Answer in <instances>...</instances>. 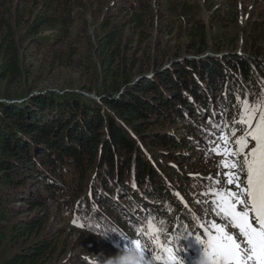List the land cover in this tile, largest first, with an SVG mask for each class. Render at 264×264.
Instances as JSON below:
<instances>
[{
  "label": "trees",
  "instance_id": "obj_1",
  "mask_svg": "<svg viewBox=\"0 0 264 264\" xmlns=\"http://www.w3.org/2000/svg\"><path fill=\"white\" fill-rule=\"evenodd\" d=\"M82 1L34 0L22 17L18 1L0 0V245L10 236L21 247L5 264H48L59 250L57 233L67 228L79 234L75 246L82 252L62 264H96L92 255L110 264L113 252L133 248L132 241L152 251L149 216L165 229L162 244L171 238L175 251L188 241L200 244L195 236L206 238L199 226L191 229L185 209L193 203L211 219L208 206L189 200L188 189L207 184L204 177L213 172L196 148L206 151L222 134L233 140L234 127L242 133L245 125L234 123L237 94L264 95V19H249L242 28L238 0L235 8L225 0L219 9L116 0L106 13L107 0ZM70 3L81 4L94 21L88 56L100 79L96 97L74 91L17 96L12 87L31 77L26 48H40L47 28L65 32L75 20L63 8ZM213 9L207 25L202 12ZM111 11L120 14L117 21ZM78 16L88 34L86 14ZM50 221L67 227L49 228L53 235L42 237ZM109 243L118 245L104 247Z\"/></svg>",
  "mask_w": 264,
  "mask_h": 264
},
{
  "label": "rangeland",
  "instance_id": "obj_2",
  "mask_svg": "<svg viewBox=\"0 0 264 264\" xmlns=\"http://www.w3.org/2000/svg\"><path fill=\"white\" fill-rule=\"evenodd\" d=\"M18 1V12L22 17H26L27 12L30 11L31 3L34 0H16ZM41 1V0H40ZM106 1V0H105ZM108 6L105 4L104 8L101 9L103 13H106L108 11L109 7L115 3L116 0H107ZM151 1V0H150ZM163 1V4H167L168 2H173L178 4L181 1H188L193 6L196 2L198 4L205 6V4L209 3L212 4V7L214 9H219L222 6H224L225 0H152L153 3H160ZM238 9L241 11V16H244V19H240L241 27H245V23L247 20H263L264 19V0H238ZM7 5L9 6L10 3ZM82 3L88 5L90 3L89 0H83ZM229 5L232 7L235 6V0H228ZM157 4H154L156 6ZM233 6V8H235ZM64 9L72 11V17L75 18V20L71 23H69V26L65 30L63 34L59 32L58 27H50L45 29V31L41 34L43 37L42 46L39 48L36 45H30L29 50L26 48L27 56L24 57L25 64L30 67L31 70V77L26 83H17L12 87V92L17 93V96H20L25 91H28V94L32 93L30 97L40 95L42 93H46L48 91H55L58 93H64L67 91H74V92H85L90 93L89 95L95 96L96 90L100 84V79L97 75V72L94 70L95 67H93L92 60H89V47H88V37H94V30L95 26H93L94 21L92 20V17L88 12H86L85 7L81 6V4H64ZM4 9V8H3ZM204 11L202 12V19L205 21V23L208 25L210 22V17L212 12L214 11ZM228 10V7H227ZM230 10V8H229ZM232 11V10H231ZM230 11V12H231ZM64 16L67 15L66 11L60 12ZM79 13L83 14L87 17V20L91 23V25L88 26V34H85L82 29V20L79 18ZM112 16H115V21L119 18V13L116 11H111L110 13ZM230 23L233 19L232 15H229ZM231 25H233L231 23ZM234 28H230L229 30H233ZM167 38V37H166ZM94 39V38H93ZM95 40V39H94ZM27 47V46H26ZM25 55V54H24ZM94 62L96 61V58L93 59ZM54 64L53 67L50 65ZM5 84V83H4ZM4 86V85H2ZM92 90V91H91ZM0 94H4V92H1ZM96 97V96H95ZM93 98V97H92ZM245 99L250 100L251 102H255L256 100L250 99L249 97L243 98L238 100L237 105L235 106L236 109H239L238 111V118L237 121H239L240 113L242 110L243 101ZM237 111V110H236ZM259 116V113H257V117ZM255 123V121H253ZM246 127V125H245ZM241 134H236L233 138V140L227 139V142H225L224 135H220L217 137H213L210 139L208 148L206 151L203 150L201 146H197V152L202 155L203 154V166L210 169L213 173L207 174L204 179H207L209 177L217 178L223 181V187L225 189L229 188L230 186L227 185L226 179L223 177V173L226 171V169L223 167V164L221 163L223 160L226 159L224 156V150L225 149H232L235 150L237 147L234 143L235 139L239 137ZM254 146V141L249 140L248 148L245 149V151H249ZM219 148L220 153L219 155L215 154V150ZM198 154V155H199ZM242 159V157H241ZM241 179H245V175L242 174ZM208 180V179H207ZM192 183V182H191ZM209 183V182H208ZM207 183V184H208ZM205 184V185H207ZM191 187L189 190V200L190 201H197L204 206H208V201L213 199L211 194L209 195H203L207 189L206 187H202V185H198V183H192L189 184ZM187 185V187H189ZM233 190L234 187H233ZM185 193V192H184ZM182 203L187 201L186 197L181 193L180 195ZM11 205V203H10ZM14 207H20L21 203L13 204ZM160 208L164 209V206L161 205ZM208 209V208H206ZM189 212L188 214L192 216V220L194 222V225L191 227V229H194L195 226H199V229L204 233V228L201 227L202 224H208L210 221L206 218V215L203 214V212L198 208V206H195L193 203H191V207L187 206L185 209V213ZM193 213V215H192ZM209 218L211 221L215 220L216 223L223 224L225 223L224 220H222L219 217H216L214 214L210 213L208 211ZM138 213L135 212V215ZM212 214V215H211ZM194 217H197L199 219H194ZM51 222V221H50ZM48 223L47 228L45 229V232H43L42 237H51L53 233L57 229H61L63 227H67L66 224L59 225L57 221H54L53 223ZM199 223V224H198ZM49 228H54V232H50ZM229 231L236 232V229L229 228ZM59 236L58 240V246L59 250L55 253L56 258L53 260H50L48 264H62L66 261L67 257L69 255H75V253H81L82 249L81 247H76L75 243L79 239V234L76 232H73L70 228H67L64 233H57ZM51 235V236H50ZM61 235V236H60ZM10 236H6L3 239V243L0 245V264H5L8 259L12 257L16 252L20 250L21 247H15L13 244L9 242ZM140 243V241H138ZM86 241L83 246H90V243ZM167 242H165L166 244ZM63 244L66 245V252H62ZM160 244L164 246L165 244H162V240L160 239ZM118 244H108L104 247H107L110 249L111 247H115ZM156 245V244H155ZM167 245V244H166ZM165 245V246H166ZM181 244H179L180 246ZM139 246L142 248V244H139ZM160 247H157L155 250H146V256L148 260H150L151 255L157 256L159 254ZM188 249H194L196 254H192L191 251ZM127 248H123L121 250L117 249V251L113 252V255L109 258V261H112L116 256L119 254L127 251ZM180 253H176L177 256V262L176 264H209V261L206 257H203V245L192 243V241L187 242V246L181 245L180 246ZM62 253V254H61ZM57 255H59V261L57 260ZM189 255H192L189 257ZM195 255V256H194ZM89 257V256H88ZM92 259L95 260V263L98 264L101 259H98L96 255L90 256ZM69 258V257H68ZM186 258V260H184ZM163 262V261H162ZM163 264V263H162Z\"/></svg>",
  "mask_w": 264,
  "mask_h": 264
},
{
  "label": "snow or ice",
  "instance_id": "obj_3",
  "mask_svg": "<svg viewBox=\"0 0 264 264\" xmlns=\"http://www.w3.org/2000/svg\"><path fill=\"white\" fill-rule=\"evenodd\" d=\"M237 99L240 100L239 94ZM234 123L246 127L241 129L242 135L234 141L235 150L225 149L223 153L226 157L221 162L226 169L223 177L230 187L225 189L223 181L213 177L207 178V185H202L207 189L202 194L213 197L207 202V210L225 223L213 220L202 224L206 240H201L199 236H195V240L203 245V257L208 259L209 264H264V95L255 102L245 99L239 121ZM214 127L220 128V125ZM237 130L232 128L231 135L235 136ZM224 139L227 142L226 136ZM249 140L254 141V146L245 151ZM215 154H221L219 148ZM242 174L245 175L244 180L241 179ZM73 223L76 224L75 221ZM146 223L149 238L165 254L151 255L149 261L163 260V264H176L178 250L160 244V233L165 229L158 227L151 216ZM163 224L164 221H160V225ZM229 228L237 231H229ZM121 238L127 239L123 234ZM131 243L140 247L138 241ZM140 250L146 259V252L141 247Z\"/></svg>",
  "mask_w": 264,
  "mask_h": 264
},
{
  "label": "clouds",
  "instance_id": "obj_4",
  "mask_svg": "<svg viewBox=\"0 0 264 264\" xmlns=\"http://www.w3.org/2000/svg\"><path fill=\"white\" fill-rule=\"evenodd\" d=\"M110 264H153V262L145 259L140 247L134 246L116 256Z\"/></svg>",
  "mask_w": 264,
  "mask_h": 264
},
{
  "label": "water",
  "instance_id": "obj_5",
  "mask_svg": "<svg viewBox=\"0 0 264 264\" xmlns=\"http://www.w3.org/2000/svg\"><path fill=\"white\" fill-rule=\"evenodd\" d=\"M91 97L95 98V96H91Z\"/></svg>",
  "mask_w": 264,
  "mask_h": 264
}]
</instances>
